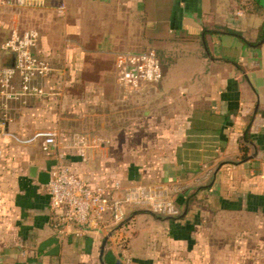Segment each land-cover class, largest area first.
I'll list each match as a JSON object with an SVG mask.
<instances>
[{
  "label": "crops",
  "instance_id": "crops-1",
  "mask_svg": "<svg viewBox=\"0 0 264 264\" xmlns=\"http://www.w3.org/2000/svg\"><path fill=\"white\" fill-rule=\"evenodd\" d=\"M241 3L0 4V68L14 62L1 48L11 30L31 25L33 52L54 68L39 79L47 94L0 122V264H264V10ZM136 49L162 65L153 88L117 87L116 54ZM49 133L88 183L118 185L116 197L153 185L177 213L127 204L102 252L108 213L56 226L38 178L56 163L40 148Z\"/></svg>",
  "mask_w": 264,
  "mask_h": 264
},
{
  "label": "built area",
  "instance_id": "built-area-1",
  "mask_svg": "<svg viewBox=\"0 0 264 264\" xmlns=\"http://www.w3.org/2000/svg\"><path fill=\"white\" fill-rule=\"evenodd\" d=\"M11 6H23L26 0H5ZM39 41L35 29L19 31L12 29L1 48L14 56V62L0 68V122L12 119V103H25L30 97H44L47 92L39 79L47 77L53 66L38 57L33 51ZM116 82L123 89H139L143 85L158 82L162 77L159 59L154 50L126 51L116 54ZM85 144L83 136L67 143V148H81ZM61 143L53 133L44 136L40 143L42 151H55L56 163L49 170L46 192L54 212L56 226L72 227L97 222L104 214L111 220L107 225V235L112 236L116 227L124 221L127 204L147 207L155 213L175 215L177 208L160 188L148 184H135L126 188L121 197L114 191L118 185H92L76 174L59 151ZM110 233V234H109Z\"/></svg>",
  "mask_w": 264,
  "mask_h": 264
},
{
  "label": "water",
  "instance_id": "water-1",
  "mask_svg": "<svg viewBox=\"0 0 264 264\" xmlns=\"http://www.w3.org/2000/svg\"><path fill=\"white\" fill-rule=\"evenodd\" d=\"M258 2V4L263 8L264 10V0H256ZM37 173H36V167L35 166H31L30 167V175L31 176H35ZM38 178H39V181L42 183V184H47L48 182V179H49V172L47 171H44V172H41V173H38ZM146 212H149V213H153L152 211L150 210H145ZM110 234V233H109ZM108 240V236H105L104 239L102 240V243H101V246H100V252L103 251V248L106 244Z\"/></svg>",
  "mask_w": 264,
  "mask_h": 264
},
{
  "label": "rangeland",
  "instance_id": "rangeland-1",
  "mask_svg": "<svg viewBox=\"0 0 264 264\" xmlns=\"http://www.w3.org/2000/svg\"><path fill=\"white\" fill-rule=\"evenodd\" d=\"M3 2V5H6L5 3V0H0V4ZM1 6V5H0ZM7 6V5H6ZM11 7V6H10ZM13 7H15V8H20L21 6H13ZM62 8H64L65 9V7H63V6H61V8H60V11H62ZM7 9H10V8H7ZM26 29H35V30H37V28H35L34 27V25H31V26H27V28H25V29H23V30H26ZM18 30V29H17ZM23 30H21V31H23ZM38 31V30H37ZM39 33V32H38ZM10 35V34H9ZM143 42V41H142ZM146 50H153V49H146ZM146 50H143V49H136V51H146ZM126 51H135V50H123V51H119L118 53H121V52H126ZM117 53V54H118ZM160 66H161V72H162V65H161V63H160ZM115 70H116V66H115ZM160 81V80H159ZM158 81V82H159ZM158 82H156V83H153V84H146V85H143L142 87H141V89H143V88H153ZM116 84H117V82H116ZM117 87H119L118 86V84H117ZM120 88V87H119ZM123 89V88H122ZM160 214V213H159ZM161 214H163V213H161Z\"/></svg>",
  "mask_w": 264,
  "mask_h": 264
},
{
  "label": "trees",
  "instance_id": "trees-1",
  "mask_svg": "<svg viewBox=\"0 0 264 264\" xmlns=\"http://www.w3.org/2000/svg\"><path fill=\"white\" fill-rule=\"evenodd\" d=\"M242 1V8L249 10H259L261 9L258 2L256 0H239ZM156 53V52H155ZM157 55V54H156Z\"/></svg>",
  "mask_w": 264,
  "mask_h": 264
}]
</instances>
